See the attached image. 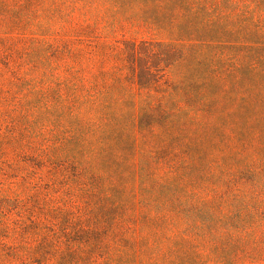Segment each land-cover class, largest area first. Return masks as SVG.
<instances>
[{"label":"trees","instance_id":"1","mask_svg":"<svg viewBox=\"0 0 264 264\" xmlns=\"http://www.w3.org/2000/svg\"><path fill=\"white\" fill-rule=\"evenodd\" d=\"M210 262H264V0H0V264Z\"/></svg>","mask_w":264,"mask_h":264},{"label":"rangeland","instance_id":"2","mask_svg":"<svg viewBox=\"0 0 264 264\" xmlns=\"http://www.w3.org/2000/svg\"><path fill=\"white\" fill-rule=\"evenodd\" d=\"M8 37H12L15 40L16 39L19 40V39H21V33H16L15 31H13V32L8 34ZM116 37L118 39H122V38H134V39H137V40L150 39V38L154 37V33L152 31H150V29L148 27L141 26L139 28L137 27V28H134V29H131V30H126L125 29V30H123L121 32H118ZM23 40H24L23 42H27L28 38H25ZM11 119L16 122V124H17V126L19 128L23 126L22 124L27 123V122H23L20 125V119L18 117V114H16V113H14L11 116ZM8 156H10V153L8 154ZM13 157H14V155H13ZM209 264H219V263L210 262ZM241 264H251V263H241ZM255 264H264V262H259V263H255Z\"/></svg>","mask_w":264,"mask_h":264}]
</instances>
